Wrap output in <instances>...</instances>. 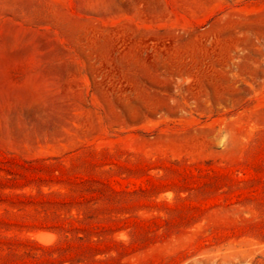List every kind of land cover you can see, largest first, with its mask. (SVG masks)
<instances>
[{
    "label": "rangeland",
    "instance_id": "rangeland-1",
    "mask_svg": "<svg viewBox=\"0 0 264 264\" xmlns=\"http://www.w3.org/2000/svg\"><path fill=\"white\" fill-rule=\"evenodd\" d=\"M0 264H264V0H0Z\"/></svg>",
    "mask_w": 264,
    "mask_h": 264
},
{
    "label": "bare ground",
    "instance_id": "bare-ground-1",
    "mask_svg": "<svg viewBox=\"0 0 264 264\" xmlns=\"http://www.w3.org/2000/svg\"><path fill=\"white\" fill-rule=\"evenodd\" d=\"M46 241V240H45Z\"/></svg>",
    "mask_w": 264,
    "mask_h": 264
}]
</instances>
